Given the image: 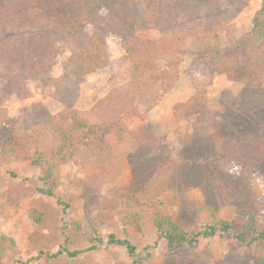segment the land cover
<instances>
[{"label": "trees", "instance_id": "obj_1", "mask_svg": "<svg viewBox=\"0 0 264 264\" xmlns=\"http://www.w3.org/2000/svg\"><path fill=\"white\" fill-rule=\"evenodd\" d=\"M250 0H8L0 4V163L28 161L40 169L38 192L57 203L70 208L57 196L60 186V169L79 161L90 166L96 174H102L104 184L112 183L120 174L108 136L121 138L129 135L136 139L140 148H160L165 140L148 128L140 117L129 111L94 110L98 123H90L77 110L81 86L87 78L103 69L109 62L108 39L114 37L122 47L124 61L129 65L130 81L121 86L123 97H146L144 106H139V115H144L162 93L171 91L179 74L173 76L174 61L189 43L196 42L202 51L199 60L205 66V75L213 79L227 75L231 81L260 88L264 86V0L253 20L249 55L238 62L240 73L231 69L221 35L226 34L231 47L240 48L246 39L239 40L234 22L249 6ZM33 11L44 13L42 20L32 16ZM71 45L70 56L63 63V74L54 78L53 70L59 56L58 41ZM164 61L166 70L154 67ZM42 82L45 89H53L52 98L63 107L51 114L44 105H33L35 121L29 137L17 136L8 124L6 101L17 97L23 101L32 95L30 84ZM211 81L198 87L196 93L176 110L194 112L206 105L207 91ZM158 86V88H155ZM208 134H215L217 123L209 117ZM195 128L199 130L198 125ZM238 137L230 142H221L218 152L226 167H236L244 180L252 179L258 166L264 162V140L257 147ZM166 190H161L159 198ZM155 198L148 200L156 205ZM144 202L136 189L130 188L118 197H103L98 214L88 219L89 246L84 250H70L71 238L65 235V243L56 253L39 252L31 261L44 255L57 258L67 255L77 259L97 250L98 245H116L127 250L132 264H150L151 246L138 250L129 239L115 232L107 239L101 229L109 226L125 232L134 227L142 229L141 208ZM264 197L261 198V206ZM263 211L237 208L233 220L216 218L208 206L200 208V217L191 231H186L168 214H157L154 228L157 240L165 242L168 254L195 249L202 240L216 236L229 237L249 248L258 245L264 252V228L258 216ZM31 219L41 224L43 216L34 210ZM81 224H66L63 231ZM259 264H264L260 258Z\"/></svg>", "mask_w": 264, "mask_h": 264}, {"label": "rangeland", "instance_id": "obj_2", "mask_svg": "<svg viewBox=\"0 0 264 264\" xmlns=\"http://www.w3.org/2000/svg\"><path fill=\"white\" fill-rule=\"evenodd\" d=\"M8 0H0V4ZM262 0H250L249 6L234 22L239 40L246 39L240 48H233L226 34L221 35V46L230 67L240 73L239 61L250 52L253 20L261 9ZM32 16L42 20L44 13L33 11ZM109 62L101 70L90 75L81 86L76 105L79 113L90 123H98L94 110L129 111L147 124L166 145L160 148H140L135 138L115 134L108 136L114 160L120 168L118 177L109 184L102 182V174L94 173L90 166L73 161L60 169V186L57 196L69 203L65 208L56 199L38 192L40 169L28 161H7L0 163V264H132L127 250L116 245H98L97 250L77 259L67 255L57 258L43 256L31 261L39 252L56 253L65 243V235L71 238L70 250H84L89 244L88 219L99 212L103 197H118L130 188L136 189L144 202L141 208L143 221L141 232L134 227L126 231L105 226L101 236L107 239L115 232L119 237L129 239L138 250L151 246L150 264H259L264 258L261 247L251 248L229 237L216 236L202 240L195 249L168 254L165 242L155 248L157 233L154 219L163 213L174 217L186 231H191L200 217L202 206L210 207L216 218L233 220L237 208L261 209L259 224L264 228V162L250 180H244L236 167H226L218 152L221 142H230L238 137L249 145L257 147L264 140V86L250 87L240 81H231L227 75H217L207 91L206 105L194 112L176 110V106L188 101L210 80L205 75V66L199 60L202 53L196 42L189 43L174 61L173 76L179 74L171 91L162 93L139 115V106H144L146 97H123L119 88L131 79L129 65L124 61L125 53L117 39H108ZM71 45L58 41L57 58L53 76L60 78L63 63L70 56ZM154 67L166 70L164 61H157ZM32 95L20 101L11 97L6 101L8 124L17 136L29 137L35 121L33 105H44L51 114L62 111V105L52 98L53 89H45L42 82L30 84ZM155 88H158L156 86ZM99 107L101 109H99ZM209 117L217 123L215 134H208ZM200 128L197 130L195 125ZM253 147V148H254ZM161 197L155 198L161 190ZM155 198L156 205L150 207L148 200ZM36 210L43 216L41 224L31 219ZM81 224L76 231L72 225L63 231L66 224Z\"/></svg>", "mask_w": 264, "mask_h": 264}]
</instances>
